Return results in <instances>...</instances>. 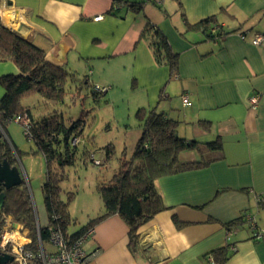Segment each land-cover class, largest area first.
<instances>
[{
    "label": "crops",
    "instance_id": "1",
    "mask_svg": "<svg viewBox=\"0 0 264 264\" xmlns=\"http://www.w3.org/2000/svg\"><path fill=\"white\" fill-rule=\"evenodd\" d=\"M137 3L139 9L130 7ZM208 17L228 33L206 40L190 27ZM0 20L77 81L105 87L106 103L113 104L120 83L137 85V109L175 117L185 139H221L222 159L155 180L165 208L138 228L136 241L117 214L96 223L83 244L89 254L83 264H211L212 251L226 245L234 249L227 248L223 264H264V237L254 236L264 230V44L251 43L254 34L264 36V0H0ZM147 21L178 55L174 76L140 38ZM18 72L12 60H0V75ZM253 92L260 99L250 108ZM199 157L197 150L179 155ZM21 178L28 183L26 174ZM97 205L85 209L82 225L102 212L99 197Z\"/></svg>",
    "mask_w": 264,
    "mask_h": 264
},
{
    "label": "trees",
    "instance_id": "2",
    "mask_svg": "<svg viewBox=\"0 0 264 264\" xmlns=\"http://www.w3.org/2000/svg\"><path fill=\"white\" fill-rule=\"evenodd\" d=\"M130 7L137 10L140 4H132ZM190 27L201 29L206 40H217L228 33L213 17ZM140 38L148 43L157 65L168 67L171 76L177 74L178 55L157 26L147 21ZM6 59L12 60L19 72L0 75V86L4 90L0 98V129L6 131V123L10 119L25 115L29 121L25 135L33 141L32 153H39L44 158L45 174L40 191L47 222L43 226L38 222L43 241L48 240L50 226L59 228L66 238L74 239L104 218L117 214L128 226L130 241L134 242L138 228L165 208L155 186L157 178L205 167L223 158L219 136L203 143L185 139L177 134L178 120L175 117L163 111L140 107L135 111V117L141 121V133L131 156L127 157L123 153L110 177L104 178L105 172L98 173L96 190L102 203V212L88 219L78 229L69 231L72 219L68 207L74 193L67 191L63 195L61 183L67 176L65 169L74 166L79 160L85 164L87 158L93 163L97 159L92 151L97 149L80 146L79 137L83 132L85 112L82 110L77 118H66L54 106L45 113L34 115L29 106L21 103V98L36 93L44 100L56 104L64 103L67 96L73 102L85 92L82 99L90 95L98 102L104 92L94 90V85L90 88L87 79L77 81L65 67L47 61L40 47L28 42L17 31L5 27L0 20V60ZM69 81L75 83L74 87H70ZM0 134V159L4 158L10 165L17 166L20 151L5 135ZM79 147L82 156L78 160ZM186 150H197L200 157L193 161L180 160V153ZM102 153L103 159H98L96 165L107 166L114 157L113 145L109 143L104 146ZM21 179L19 185L5 190L0 215H10L22 224L34 242L36 224L32 193L25 178ZM242 218L233 223H242ZM229 246L212 251L216 264H223L227 259Z\"/></svg>",
    "mask_w": 264,
    "mask_h": 264
},
{
    "label": "rangeland",
    "instance_id": "3",
    "mask_svg": "<svg viewBox=\"0 0 264 264\" xmlns=\"http://www.w3.org/2000/svg\"><path fill=\"white\" fill-rule=\"evenodd\" d=\"M114 88L111 96L113 104L106 103L108 97L105 94L100 97L98 102H95L90 95L82 99L85 92L80 99L73 100L75 103L70 101L69 96L65 98L64 103L56 104L44 100L36 93L26 94L21 98V103L28 104L34 115L45 113L51 107L56 106L66 118H77L83 110L85 122L82 135L79 137L80 146L85 145L88 148L97 149L96 151L92 150L95 158L103 159L102 148L107 144L110 143L114 147V157L107 166L96 165L89 158L83 164L79 160L82 156L81 147H79L77 153L79 161L74 166L65 169L67 176L61 183L63 195L67 191L74 193L68 207L72 219L68 227L69 231L78 229L82 225L83 212L87 207L90 209L99 207L97 205L99 195L96 190L98 173L102 171L105 172L104 178L110 177L117 166L118 158L123 153L127 157L131 156L141 133V121L135 117L137 107H134L136 99L139 97V87L120 83L119 87ZM6 131L20 151L19 174L20 177L23 174L28 177L37 219L43 226L47 222L40 191L45 174L44 158L39 153H32L33 141L26 137L21 121L10 119L6 123Z\"/></svg>",
    "mask_w": 264,
    "mask_h": 264
},
{
    "label": "built area",
    "instance_id": "4",
    "mask_svg": "<svg viewBox=\"0 0 264 264\" xmlns=\"http://www.w3.org/2000/svg\"><path fill=\"white\" fill-rule=\"evenodd\" d=\"M100 18L101 15L94 17L95 20H99ZM240 36L244 37L243 34H240ZM251 43L255 45H263L264 36L260 33L254 34L251 37ZM94 90L105 92L106 88L94 85ZM180 98L183 105L189 104L187 94H181ZM259 99L260 93L253 92L248 97L250 108H255ZM14 119L21 121L24 125V132L27 131L29 121L25 115ZM72 140L74 142L76 141V139ZM92 157L93 155H91V158ZM94 163L97 164L98 159H94ZM34 214L36 224V240L34 239V242L29 235L28 230L24 228L22 224L16 222L10 215H0V254L4 253L12 256V260L7 264H83L88 260L89 254L84 250L83 244L92 232L91 228L87 229L76 238L69 239L62 234L59 228L50 226L48 229V240L43 241L41 239L35 210ZM245 218L248 221L250 228L254 231L255 225L252 222V218L247 214L245 215ZM229 234L227 238L229 237ZM254 236L256 238L264 237V230L255 231ZM229 247L234 249L232 245ZM209 262L211 264H216L213 257L209 258Z\"/></svg>",
    "mask_w": 264,
    "mask_h": 264
},
{
    "label": "water",
    "instance_id": "5",
    "mask_svg": "<svg viewBox=\"0 0 264 264\" xmlns=\"http://www.w3.org/2000/svg\"><path fill=\"white\" fill-rule=\"evenodd\" d=\"M1 138V134H0ZM22 179L19 174L18 167L10 165L6 159H0V209L3 206L5 190L21 183ZM12 260V256L8 254H0V264H7ZM13 264V263H10Z\"/></svg>",
    "mask_w": 264,
    "mask_h": 264
}]
</instances>
